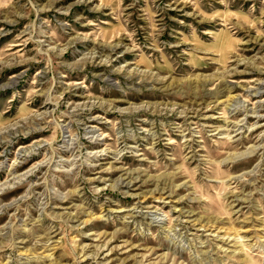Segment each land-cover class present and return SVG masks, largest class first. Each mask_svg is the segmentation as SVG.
Listing matches in <instances>:
<instances>
[{
    "label": "rangeland",
    "instance_id": "rangeland-1",
    "mask_svg": "<svg viewBox=\"0 0 264 264\" xmlns=\"http://www.w3.org/2000/svg\"><path fill=\"white\" fill-rule=\"evenodd\" d=\"M0 264H264V0H0Z\"/></svg>",
    "mask_w": 264,
    "mask_h": 264
}]
</instances>
